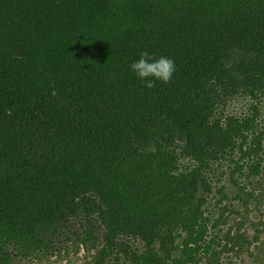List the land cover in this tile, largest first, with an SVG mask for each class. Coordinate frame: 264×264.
<instances>
[{
    "label": "trees",
    "instance_id": "1",
    "mask_svg": "<svg viewBox=\"0 0 264 264\" xmlns=\"http://www.w3.org/2000/svg\"><path fill=\"white\" fill-rule=\"evenodd\" d=\"M263 171L264 0H0V264H216L220 181Z\"/></svg>",
    "mask_w": 264,
    "mask_h": 264
},
{
    "label": "rangeland",
    "instance_id": "2",
    "mask_svg": "<svg viewBox=\"0 0 264 264\" xmlns=\"http://www.w3.org/2000/svg\"><path fill=\"white\" fill-rule=\"evenodd\" d=\"M233 180L238 181L237 186L231 178L226 176L220 181L226 184V197L221 204H217L221 196L213 195L214 199H211L207 207L206 215L212 219L211 223L221 214L224 220H220L221 224L210 231L211 237L215 239L213 249H218L219 252L215 263L264 264V171L260 176L247 178L239 174L238 179L234 177ZM239 187L246 188V192L242 193V197L236 198ZM229 233L230 238H228ZM232 238H234L233 241ZM131 244L141 248L137 240L132 241ZM67 245L69 252H65V249L61 255L50 256L42 264H96L84 249L81 248L79 252H76L72 238ZM226 245H228L227 249H225ZM211 262L213 259L209 257L203 260V264ZM14 264H24V262L16 259ZM105 264L121 263H117L110 257L106 259Z\"/></svg>",
    "mask_w": 264,
    "mask_h": 264
},
{
    "label": "clouds",
    "instance_id": "3",
    "mask_svg": "<svg viewBox=\"0 0 264 264\" xmlns=\"http://www.w3.org/2000/svg\"><path fill=\"white\" fill-rule=\"evenodd\" d=\"M130 71L143 82L144 87L152 89L156 82L168 83L173 78L177 67L175 61L167 56L157 58L148 50L140 52L139 59L130 64Z\"/></svg>",
    "mask_w": 264,
    "mask_h": 264
}]
</instances>
